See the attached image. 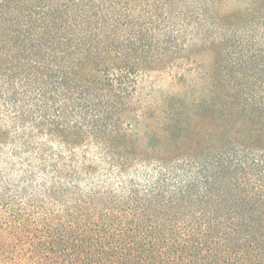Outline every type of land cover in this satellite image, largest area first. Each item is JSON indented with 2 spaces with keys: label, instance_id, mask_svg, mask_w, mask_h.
I'll return each mask as SVG.
<instances>
[{
  "label": "trees",
  "instance_id": "16d2710c",
  "mask_svg": "<svg viewBox=\"0 0 264 264\" xmlns=\"http://www.w3.org/2000/svg\"><path fill=\"white\" fill-rule=\"evenodd\" d=\"M0 264H264V0H0Z\"/></svg>",
  "mask_w": 264,
  "mask_h": 264
},
{
  "label": "rangeland",
  "instance_id": "374dc122",
  "mask_svg": "<svg viewBox=\"0 0 264 264\" xmlns=\"http://www.w3.org/2000/svg\"><path fill=\"white\" fill-rule=\"evenodd\" d=\"M235 6V3L229 2L228 8L232 9ZM206 60L207 58L200 61L205 63ZM180 76V70H175L174 72L155 70L143 76L139 80V89L142 92L144 100H150L152 97H159L170 93H181L186 86L188 87L189 85L191 87V80L197 78L196 72H193L188 77H182L183 79Z\"/></svg>",
  "mask_w": 264,
  "mask_h": 264
}]
</instances>
